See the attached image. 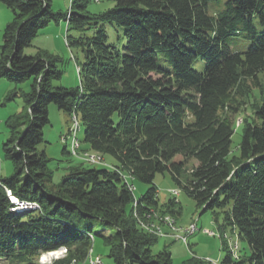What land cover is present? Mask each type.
<instances>
[{"label":"trees","instance_id":"trees-1","mask_svg":"<svg viewBox=\"0 0 264 264\" xmlns=\"http://www.w3.org/2000/svg\"><path fill=\"white\" fill-rule=\"evenodd\" d=\"M89 1L72 0L65 12H54L51 0H0L12 12L2 32L0 77L30 79V90L20 91L26 112L6 121L3 150L14 171L0 176V258L45 264L38 257L62 246L84 258L96 233L77 223L86 218L115 230L100 234L114 264H171L165 246L153 251L159 237L135 219L149 209L176 212L173 197L159 204L153 182L157 173H168L215 220L222 214L220 227L246 242L247 251L235 255L224 240L218 264H264V91L258 80L264 0H225L213 14L211 0H112L100 12H91ZM60 20L67 46L83 57L75 87L52 85L62 74L58 58L24 53L40 28ZM242 31L252 42L233 50L228 37ZM196 60L202 70L193 67ZM16 94L14 89L8 98ZM245 98L252 115L241 120L233 152V115ZM49 103L80 120L84 143L119 169L74 165L53 182L51 159L37 148ZM190 160L195 164L187 171ZM124 174L146 183V191L135 197ZM7 191L39 208L12 210ZM183 264L212 262L192 258Z\"/></svg>","mask_w":264,"mask_h":264},{"label":"rangeland","instance_id":"rangeland-1","mask_svg":"<svg viewBox=\"0 0 264 264\" xmlns=\"http://www.w3.org/2000/svg\"><path fill=\"white\" fill-rule=\"evenodd\" d=\"M72 0H51V9L54 12H65L68 7H71ZM225 0H211L208 3V12L213 14L223 7ZM112 0H90L88 9L91 12H100L112 6ZM12 19L11 10L0 2V44L2 42V32L4 26ZM256 26L259 22L256 18L253 19ZM121 32V30H120ZM228 41L231 43L233 50L243 51L252 42V39L243 35V31L237 35H230ZM46 52L47 54L58 58V68L62 71L60 78L52 81L53 86L75 87L79 83V64L83 57L81 52L66 44V23L62 20L58 22L50 21L47 25L40 28L32 40L31 44L24 48L25 54H36L37 52ZM160 58L158 63L162 64ZM203 62L198 60L193 62V67L202 70ZM258 80L261 83V88L264 91V71L258 75ZM16 89L17 94L12 98H8L9 94ZM30 90V79L20 83H15L8 80L6 77H0V176L6 177L13 173L14 166L9 158H6L3 144L8 136V127L6 121L10 116L17 114H24L26 107L23 102L22 93ZM257 93V90H254ZM252 99V98H250ZM251 101L246 98L243 104L239 107V111L234 114V132L231 141V150L234 152L241 137V120L249 118L252 115L250 108ZM48 118L49 122L43 126V141L38 145V150H44L46 156L51 159L49 168L53 176V182L57 183L62 175L68 170V167L78 166H104L109 169L117 168L114 160L103 154H96L93 150L89 149L84 143V125L77 119L79 123V130L77 131V138L79 147L75 153L69 150V139L66 141L61 140V136H66L70 132V128L74 125V118L68 116L63 110L57 108L53 103L48 104ZM64 146L67 152L63 151ZM94 154L98 158L96 162L86 161L85 154ZM195 160H190L187 166V171ZM127 183L134 185L133 193L135 197L143 194L148 185L138 180L132 179L128 174L124 176ZM154 185L158 190V202L160 205L168 203L169 199L173 197L169 190L178 189L179 193L175 196L178 201L173 206L176 210L174 214H169L174 218V228L171 230L169 227L165 228V215L159 212V209H149L150 215L138 216L136 213V221L143 230L150 234L155 235L153 230L157 225H161L162 236L159 237L156 244L153 246V251L157 252L163 250L164 246L171 254V264H183L192 258L206 259L218 264L220 259L225 253L223 247L224 240L227 242L228 247L235 255H239L247 251V244L244 240L237 237L236 231L228 226L220 227L222 223V214L218 213L215 220V213L211 210H202L198 207L195 201L186 194V192L179 188V186L171 179L168 173H157L154 178ZM34 207V208H33ZM39 208V205H32L30 209ZM153 211V213H152ZM77 223L81 225H90L96 232L95 236H90V245L86 251L84 258L79 259L77 255L69 254L67 248L62 246V254L58 258H51L50 260H42L40 255L38 261L45 264H52V262L59 258H65V264H114L113 260L108 256V245L102 240L100 234L107 236L113 235L115 230L112 228H105L98 219L78 218ZM165 223V224H164ZM196 223L197 230L192 234L187 235L186 242L175 239V237L185 235L184 228L188 225ZM153 225V226H152ZM152 226V227H151ZM155 226V227H154ZM168 226V225H167ZM150 227L151 229L147 228ZM204 229L210 230L213 233H208ZM165 233V234H164ZM64 251V252H63ZM50 252V251H49ZM45 252V253H49ZM88 258V259H87ZM90 259V260H89ZM90 262H89V261ZM43 261V262H42ZM0 264H16L9 262L6 259L0 258ZM213 264V263H212Z\"/></svg>","mask_w":264,"mask_h":264},{"label":"bare ground","instance_id":"bare-ground-1","mask_svg":"<svg viewBox=\"0 0 264 264\" xmlns=\"http://www.w3.org/2000/svg\"><path fill=\"white\" fill-rule=\"evenodd\" d=\"M74 118V117H73ZM71 128H74V125H72V127ZM71 128H70V132H69V134L68 135H64V136H62V138H65L63 141H66L67 139H69V150L70 149H73V148H75V145H77L78 147H79V144H80V142H79V140H78V138H77V131L79 130V125H78V122H77V119H76V131L75 132H72V137H71ZM97 155H98V153H96ZM97 155H94V154H91V155H88V156H91V157H93V158H97V159H100V158H98L97 157ZM126 179V178H125ZM172 191H174L176 194H178L179 193V190L178 189H173ZM8 192V194H9V197H10V199H11V201H12V203L15 205V207L14 208H12V210H17V211H20L21 209H26V208H31L32 207V205H27V204H33V205H36L35 203H33V202H25V201H19L18 199H17V205H23V206H21V207H17L16 208V200L15 199H13L12 198V195H10V192L9 191H7ZM171 194H172V192H170ZM14 197V196H13ZM34 208V207H33ZM152 213H153V211H152ZM147 215H150V214H147ZM165 223H166V225H168L169 226V228L171 229V230H176V228H174V225H173V223H174V219L172 218V217H170L169 215H166L165 216ZM153 226V225H152ZM151 226V227H152ZM190 226H192V224H190V225H188L187 227H190ZM155 227V226H154ZM186 227V228H187ZM147 228H149V229H151L150 227H147ZM155 231H156V233L157 234H162V229H161V226H159V225H157V227H155V229L153 230V232L155 233ZM194 231H185L184 233H185V235H183L182 236V238H181V240L183 241V242H186V240H187V235H190V234H192ZM165 234V233H164ZM65 249V248H64ZM64 252V251H63ZM62 254V251H61V248H59V249H57V250H54V251H50L49 253H44V254H42V256H41V259L42 260H50L51 258H58L60 255ZM88 259V258H87ZM90 260V259H89ZM88 260V261H89ZM43 262V261H42ZM90 262V261H89ZM216 264V263H215Z\"/></svg>","mask_w":264,"mask_h":264},{"label":"built area","instance_id":"built-area-1","mask_svg":"<svg viewBox=\"0 0 264 264\" xmlns=\"http://www.w3.org/2000/svg\"><path fill=\"white\" fill-rule=\"evenodd\" d=\"M76 131V119L74 118V128H71V137H72V132H75ZM65 138H62V136H61V140L63 141ZM77 148H78V146L77 145H75V148H73V149H70V151L72 152V153H75L76 151H77ZM85 154V159L84 160H86V161H92V162H96V163H99V161H97V158H93V157H91V156H88V154L87 153H84ZM125 176V174L123 175V177ZM124 180H125V182H126V184H127V186H128V188L133 192V190H134V185L133 184H129V183H127V181H126V179H125V177H124ZM170 192H172V195H173V198H175V196L177 195L174 191H172V189L171 190H169ZM12 198L13 199H15L16 200V208L17 207H21V206H23V205H17V198L16 197H13L12 196ZM27 205H33V204H27ZM147 213H151L150 211H148ZM165 224V223H164ZM167 227H169V226H167V225H165V228H167ZM198 228H197V226H196V223H192V226H190V227H187V228H184V232L185 231H196ZM204 231H207L208 233H213V232H211L210 230H207V229H204ZM155 235L157 236V237H164V236H162V234H157L156 233V231H155ZM183 236V235H182ZM182 236H178V237H175V239H178V240H181V238H182ZM165 238V237H164ZM213 264H215L214 262H212Z\"/></svg>","mask_w":264,"mask_h":264}]
</instances>
